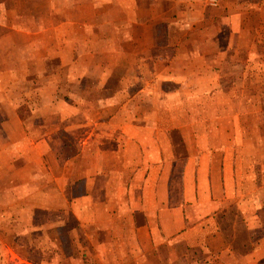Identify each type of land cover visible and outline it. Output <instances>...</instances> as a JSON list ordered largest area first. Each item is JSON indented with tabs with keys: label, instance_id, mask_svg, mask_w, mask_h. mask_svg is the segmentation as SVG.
Returning a JSON list of instances; mask_svg holds the SVG:
<instances>
[{
	"label": "crops",
	"instance_id": "0c3cea01",
	"mask_svg": "<svg viewBox=\"0 0 264 264\" xmlns=\"http://www.w3.org/2000/svg\"><path fill=\"white\" fill-rule=\"evenodd\" d=\"M47 3L45 23L27 29L21 5L0 0V108L14 128L0 164H44L1 169L22 193L14 201L71 214L94 264H116L117 239L127 264H264V169L245 161L264 160V135L242 130L247 69L264 63L250 58L257 43L244 17L261 2L217 13L203 0ZM225 60L226 116L199 131L206 121L182 112L219 90ZM25 110L39 137L25 130L37 124Z\"/></svg>",
	"mask_w": 264,
	"mask_h": 264
},
{
	"label": "rangeland",
	"instance_id": "374dc122",
	"mask_svg": "<svg viewBox=\"0 0 264 264\" xmlns=\"http://www.w3.org/2000/svg\"><path fill=\"white\" fill-rule=\"evenodd\" d=\"M150 1L156 3L159 0ZM10 2H15L17 7L21 5L22 12L19 14L18 23L23 28L31 29L38 27V25L40 27L42 23H45L46 17L48 16L47 12L44 11L48 6L47 0H10ZM260 2L262 5L261 10L252 15L248 13L244 18L246 24L247 22L250 23L248 27H253L254 32H251L250 36L257 43V46L253 48L255 51L252 52L250 58L255 54L260 59H263L264 62V26L258 34L255 31V29L261 30L258 25H260V22H264V0H203L205 7L215 11L213 13H217L216 11L220 10L219 6L223 7L230 4L239 6L241 4L246 5L247 3V5L254 9L257 4L260 5ZM249 65L250 68L247 69L245 76L246 94L243 95L246 96L247 106L249 105L250 112H248L247 116L248 124L242 130H247L244 133H252L254 136L256 135V130L260 129L264 135V127L260 126L258 128L256 125V120L264 121V117H256V115L264 114V112L262 113L263 110L256 109L259 106L264 108V70H262L264 63L262 65L252 62ZM219 66L222 69L219 90L216 93L211 92L205 95H198L197 98L187 103L190 107L182 112L184 117H194L200 119V121H206L200 126L199 124L197 125L196 128L199 131L205 130L209 133L213 132L215 119L222 114L226 116V60L219 63ZM114 81L117 84L123 81V79H114ZM85 83L92 85L93 81L84 79L83 85ZM175 114L180 117L178 113ZM22 115L25 121L26 117L27 119L30 118L29 116L32 113L25 110ZM169 115L170 111H167V116L169 117ZM34 118V121L37 123L39 119ZM7 120V115L0 108V151L5 150L6 146H9V139L14 135V128L9 122H6ZM38 123L34 127L32 125H26L28 128L25 129L24 126V129L28 130L32 137H39L44 128ZM67 142L69 147L67 152L69 153L70 151L72 152L74 143L72 141ZM243 148L246 147L243 146ZM250 150H253V148H250ZM23 157L8 160V163L5 165L0 164V171L1 169H32L36 164L37 166H41L40 169H44L42 167L44 164L40 163L38 159L26 160ZM254 160L256 162L258 161L257 165L252 159H245L249 165L252 164L253 167L251 169H264V160L257 158ZM235 161L239 163L238 158ZM11 175L9 173L6 177L0 176V264H94V256L80 252L85 241L81 237V229L75 218L69 213L58 217L57 215L48 214L41 210H31L30 206H26L23 200L20 199L22 193H18L11 188L14 185L12 183L14 182L13 176ZM18 175L22 178L21 173ZM78 192L77 187H74L73 193ZM17 193L20 198L16 202L14 198H16ZM38 196L36 194L34 199ZM229 211L228 217L231 218L235 212L234 207L231 206ZM69 235H72L73 239H70ZM126 247V243L123 244L122 239H117V253L114 251L115 254L113 255L116 258V264H127L129 262L128 258L123 256L126 252ZM111 257L112 255H107L108 260Z\"/></svg>",
	"mask_w": 264,
	"mask_h": 264
}]
</instances>
